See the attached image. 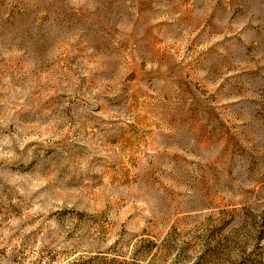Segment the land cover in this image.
<instances>
[{"label":"rangeland","instance_id":"rangeland-1","mask_svg":"<svg viewBox=\"0 0 264 264\" xmlns=\"http://www.w3.org/2000/svg\"><path fill=\"white\" fill-rule=\"evenodd\" d=\"M0 264H264V0H0Z\"/></svg>","mask_w":264,"mask_h":264}]
</instances>
